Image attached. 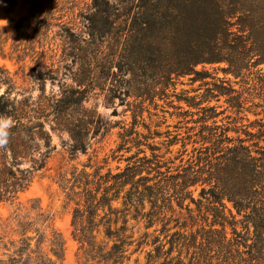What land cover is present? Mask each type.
<instances>
[{"label": "trees", "instance_id": "16d2710c", "mask_svg": "<svg viewBox=\"0 0 264 264\" xmlns=\"http://www.w3.org/2000/svg\"><path fill=\"white\" fill-rule=\"evenodd\" d=\"M119 1L124 7L118 15L121 22L112 11L114 0H93L89 29L93 40L121 33L122 75L160 70L165 83H170L174 76L200 74L196 69L200 63L226 61L229 72L240 76L238 67L253 59L254 52L255 62H264L259 37L247 30L235 35L230 29V18L236 13L253 20L264 5L235 12L226 9L257 0ZM17 4L18 0H0L10 11ZM44 10V0H32L31 17L42 18ZM56 25L58 33L66 36V24ZM2 31L1 51L7 42ZM219 88L222 94L236 92L225 84ZM86 101L81 85L64 90L48 105L17 103L0 95V202L14 206L9 216L0 217V264L63 260L65 241L51 228L52 216L43 211L39 200L30 199V206H25L20 195L46 169L56 148L44 118L55 115L59 129L70 133L72 160L88 151L91 131L101 119L96 110L85 106ZM230 103L237 114L245 110L240 96L232 95ZM134 108L133 123L130 127L123 123L113 150V159L125 161V167L117 166L114 172L105 158L82 171L75 168L71 179L64 173L58 180L70 203H75L72 227L80 244L78 264H264V124L259 132H248L247 138H230V129L218 125L207 134L202 132L196 143L210 145L198 151L199 156L195 148L187 166L179 165L183 168L172 174L169 164L182 158V151L174 159L163 160L157 134L143 119L144 103ZM3 122L9 123L1 128ZM141 124L150 132L139 130ZM174 144L172 140L164 144L167 153ZM25 162L30 165L24 168Z\"/></svg>", "mask_w": 264, "mask_h": 264}, {"label": "rangeland", "instance_id": "374dc122", "mask_svg": "<svg viewBox=\"0 0 264 264\" xmlns=\"http://www.w3.org/2000/svg\"><path fill=\"white\" fill-rule=\"evenodd\" d=\"M114 1L116 4L112 11L121 22L118 15L124 7L119 0ZM50 2L56 4L51 5ZM44 3L42 18L31 17L32 0H18L11 11L9 7L0 5V28L7 41L4 49L0 50V95L5 94L17 103L48 105L62 96L64 90L71 91L81 85L87 94L85 106L100 115L101 120L91 131L88 151L80 152L74 160L70 155V133L59 129L55 115L44 118L48 120L46 129L50 130L52 145L56 148L46 169L38 172L31 187L20 195L25 206H30V199L39 200L43 211L52 216L51 228L65 241V256L57 264H78L80 244L73 236L72 227L75 203H70L67 192L60 186V175L66 173L71 179L75 168L79 172L90 163L98 161L102 164L105 158H109V167L114 172L118 171L117 166L125 167V161L119 163L118 158L113 159V150L120 142L122 126L130 127L133 123L134 105L137 103H144L143 119L157 134L155 142L163 147L162 159L169 161L179 156L180 151L183 153L182 158L169 164L172 174L183 168L179 165L187 166L196 153L195 148H199L198 153L210 145L203 144L201 140L196 143L202 132L207 134L210 128L217 125L228 128L230 138H247L248 132H259L264 124V62L257 64V53L254 52L251 55L253 59L238 67L240 76L229 72L230 64L226 61L200 63L196 66L200 74L174 76L170 83H165L160 70H140L139 75H122L119 67L124 61L120 55L121 33L102 40L91 37L90 18L95 13L93 0H44ZM240 3L243 8L232 4L226 8L227 11L250 9L251 5L260 9L264 5L259 0L252 2L255 4ZM259 11L253 15L256 18L253 20L236 13L230 18V29L235 35L244 34L243 30H247V33L259 37V45L264 46V9ZM24 17L27 19L21 23ZM59 22L66 24V36L58 33L60 27L56 24ZM249 24L254 25L253 29H249ZM121 27L123 25L119 24L118 28ZM223 84L232 86L236 90L232 95L240 96L246 102L241 115L231 106L232 95L220 92L219 86ZM214 114L217 115L208 118ZM88 117L90 114L85 116L86 119ZM238 117L242 119L236 123L235 118ZM9 122H3L1 128ZM97 125L98 129L95 128ZM139 130L146 134L150 132L143 124ZM170 140L175 144L170 149L172 152L167 153L164 144ZM147 154L151 156V151L148 150ZM29 165L30 162H25L22 167ZM87 171L94 172V169L87 168ZM196 188L192 190H195L194 197L198 198L202 186ZM13 210L14 206L0 202V217L9 216Z\"/></svg>", "mask_w": 264, "mask_h": 264}]
</instances>
